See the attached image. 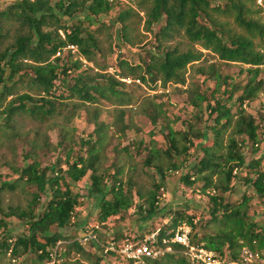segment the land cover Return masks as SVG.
<instances>
[{
  "label": "trees",
  "instance_id": "obj_1",
  "mask_svg": "<svg viewBox=\"0 0 264 264\" xmlns=\"http://www.w3.org/2000/svg\"><path fill=\"white\" fill-rule=\"evenodd\" d=\"M125 1L135 8L120 9L112 19L119 25V39L124 45L135 47L136 24L143 23L146 32L162 24L155 33L156 51L146 50V60L141 58L138 63L117 56L113 74L107 72L106 66L100 67L96 56L102 52L98 35L106 30L100 17L107 18L120 0H17L0 9V129L4 136L8 130L15 131L17 119L40 125L58 117L69 122L75 111L88 112L94 108L89 120L93 132L88 139L80 140L79 153L74 155L68 129L62 128L57 144L61 155L55 162L42 165L38 151L49 150L50 144L42 139L38 146L34 139L30 148L21 153L22 165L8 164L12 174L4 180L0 175V235L5 233L0 237V254L8 256L9 264L26 261L81 264L79 259L68 260L72 254L99 264L103 257L93 251L97 243L82 244L63 233L71 226L81 204L76 185L87 175L88 196L96 205V222L102 231L108 233L111 229L107 228V221L133 207L138 208V214H144L141 218L155 217L159 212L161 184L153 183L146 196L138 192V204L133 198L131 178L122 179L123 167H114L111 173L102 169L108 126L99 121L97 105L102 101L115 106L130 105L123 80H138L152 86L151 90L157 85L162 90L168 85H184L187 68L199 62L206 52L226 65L246 66L239 73L247 75V82L241 89L232 76L224 75L215 65H209L206 70L197 69L204 82L213 81L214 85L201 90L197 83L193 84L187 91V104L198 115L208 113V118L199 128L186 124L185 131H175L168 123L165 137L168 146L164 150L155 146L153 128L165 114L153 102L149 103L148 112L143 111L153 127L147 146L143 147L142 140L135 143L136 148L148 151L143 164L153 166L165 181L168 172L182 168L191 148L198 150L201 156L191 165L192 172L181 177V182L188 187L201 183L200 192L209 202V219L198 225L194 216L179 209L169 210L163 216H170V223L157 228L160 231L156 244L165 249L167 245L162 240L186 225L191 228L195 243H202L228 263L239 264L243 249L257 257V262L264 261V115L257 120L243 109L245 102L264 92V81L257 79L264 66V20L261 19L264 0L262 7L258 6V0ZM175 40H178L175 46L169 45ZM71 47L79 58L64 63L60 54L66 49L71 52ZM89 65H94L97 71ZM68 72L78 75L69 78ZM239 90L241 94L235 103L228 106ZM198 115L195 118L201 124ZM116 128L121 136L130 129L124 124L122 111L118 112ZM249 147L252 154H260L247 162L245 149ZM127 156L131 158L130 152ZM176 156L183 157L180 163L174 160ZM239 174H245L244 183L252 187L262 207L261 220L250 214L251 196L243 194L239 201H226ZM16 190L28 197L26 205L4 209L2 194ZM11 218L26 225L25 234L6 233L9 224L6 220ZM197 226L202 231L199 239L193 233ZM157 229L147 230L145 234ZM94 231L104 242L99 232ZM107 238L130 239L120 232ZM134 239L138 238L130 240ZM170 246L171 252L146 259L144 264H190L181 246Z\"/></svg>",
  "mask_w": 264,
  "mask_h": 264
},
{
  "label": "rangeland",
  "instance_id": "obj_2",
  "mask_svg": "<svg viewBox=\"0 0 264 264\" xmlns=\"http://www.w3.org/2000/svg\"><path fill=\"white\" fill-rule=\"evenodd\" d=\"M17 0H0V9L3 10L9 5H12ZM127 6L135 8V5L125 0H120V3L116 6L114 11L110 12L106 18L100 17V21H103L106 26V30L100 32L98 40L100 42L102 52L96 56V61L100 67L106 66L107 72L113 74L116 64L117 56L127 59L131 63H138L141 58L146 60L145 51L151 50L156 51L155 33H157L159 25L153 27L152 32H146L141 23L136 24V30L134 32L135 47H130L121 43L119 39V25L112 21L114 15L120 9H125ZM142 16V13H140ZM261 19L264 20V13L261 14ZM233 27V24L228 20ZM183 41V40H180ZM178 40L171 42L169 45L175 46ZM71 49V48H70ZM196 49H199L196 47ZM64 50L60 54V58L64 63L69 60L74 61L78 59V55L74 49ZM204 56L199 62L189 66L185 73V84L184 85H168L165 90L156 87L155 90H151L152 86L143 85L138 80H123L125 83L124 90L126 97L131 98V104L126 106H115L112 103L102 101L98 104L99 121L105 123L108 126L106 147L103 153L102 169L107 173L114 171V167H123L124 175L123 181L131 178L133 183V198L135 201L140 203L137 199V193L140 192L146 196V193L152 189L153 183L161 184L162 189L159 196V212L153 218H141L144 216L138 214V208H132L129 211L122 213L114 218L107 221L106 226L108 233L102 231L96 222V205L94 201L88 196V190L90 181L88 175L84 177L79 183H77L75 191L80 194V207L78 208L77 215L72 219V224L69 228L63 230L65 235L76 238L77 240L82 238L86 231L92 232V230L98 231L104 239L100 240L101 244H98L97 248L93 251L103 257L99 264H128L121 257L109 255L104 252V248L101 246L103 243L108 241L110 236L115 233H122L123 237L143 239L147 230H153L160 228L166 223H170V216H163L169 210H180L184 211L188 215L195 217V223L197 225L203 221L209 219L208 208L209 202L208 197L203 195L200 191L201 183H196L193 186L188 187L186 184L181 182V177L187 173H191V165L197 161V158L201 156L198 150L191 148L190 154L186 162H182V168L179 171L168 172L166 174L165 181H162L157 171L153 166H146L143 164V160L146 159L148 151H141V148H136V142L142 140L144 146H147L151 136L149 133L153 128L150 120L143 114V111L147 112L151 109L150 102L160 105V110L165 114V118L160 117L157 121V125L153 128V140L156 141L155 146L158 149L164 150L168 145L165 137L167 135V124L170 123L171 127L175 131H185L186 124H194L195 127L199 128L208 118V113L197 114L191 106L187 104V91L190 90L193 84H198L201 90L213 88V81L204 82V76L197 73V69H207L209 65H215L224 75H230L233 77L234 83L240 85V88L246 84L247 75L245 73L240 74L241 69H246V66L240 65H226L221 63L215 56L203 52ZM70 63V62H69ZM86 64V62H84ZM87 65V64H86ZM95 69L94 65H89ZM69 78L78 75V72H68ZM258 80L264 81V66L261 67V73L259 74ZM60 93V90H58ZM241 94V90L235 93L232 102L228 103V106L235 103V99ZM10 98H8L9 101ZM6 104V102H5ZM71 106V105H70ZM1 109V108H0ZM94 108L87 110H77L74 116L69 122H65L62 117L53 119L45 124H37L27 119H17L15 125V131L10 132L13 135L6 134L0 129V175L2 180L5 179L6 175H11L8 164L15 166L22 165L21 153L22 151L28 150L32 141L37 140V145L42 144V139H46L50 144V149H44L38 151V156L42 165H48L56 161L60 157V153L57 150L58 142L61 139V129H68V134L72 140L70 143L73 149L74 155L79 153V142L81 139H88L89 135L93 132V125L89 122L91 119L90 114L93 113ZM246 113L252 115L257 120L264 115V92L259 93L257 98L251 102H245L243 105ZM123 112L124 124L129 125L130 129L126 131L125 136H121L117 131V115L118 112ZM163 114V115H164ZM198 115L201 118V124ZM134 143V144H133ZM194 143H198V140H194ZM211 142H209L210 145ZM135 147V149H134ZM128 151H123V149ZM246 158L248 162L250 159H257L260 152L257 154L251 153V148L245 149ZM15 152V154H13ZM130 152L131 158L127 156ZM183 157H175L174 160L177 163L182 161ZM62 162V160H61ZM166 166V165H165ZM13 176V175H12ZM245 174H239L233 180V190L231 195L226 196V201L236 202L241 199L243 194H247L252 197L250 202L251 209L250 214L258 221L262 218V207L259 206L257 198L254 196L252 187L244 183ZM193 180V178L191 179ZM28 201V197L21 192L16 190L15 192H4L2 194V207L20 206L24 207ZM1 217V216H0ZM8 231L6 233L12 236L23 235L26 233V225L22 224L15 218L7 219ZM75 223L77 225H75ZM209 232L212 229H208ZM202 231L197 226L193 233H197V239L202 236ZM192 233V234H193ZM5 233H2L4 235ZM142 235V238H139ZM89 250V248H87ZM79 259L81 264H92L84 257L72 254L68 260L74 262ZM93 260V259H92ZM0 264H9V258L7 255L0 254ZM24 264H30L26 261ZM52 264V263H49ZM247 264H264V262L251 261Z\"/></svg>",
  "mask_w": 264,
  "mask_h": 264
},
{
  "label": "built area",
  "instance_id": "obj_3",
  "mask_svg": "<svg viewBox=\"0 0 264 264\" xmlns=\"http://www.w3.org/2000/svg\"><path fill=\"white\" fill-rule=\"evenodd\" d=\"M107 1L112 2L114 0ZM257 4L262 7L261 0H258ZM159 231L160 229H157L145 235L141 240H108L101 246L105 249V253H113L131 264H144L146 259H156L165 253H169L172 251L171 244L179 245L183 248V253L188 258L190 264H236L226 262L213 251L207 250L202 243H195L191 239V228L189 226L182 225L173 232L169 239L164 238L162 244L167 245L165 249L159 248L156 244ZM78 240L82 244H87L90 241L101 244L94 230L91 233L86 231L85 235ZM256 260L257 257H254L248 250L243 249L239 264H247Z\"/></svg>",
  "mask_w": 264,
  "mask_h": 264
}]
</instances>
